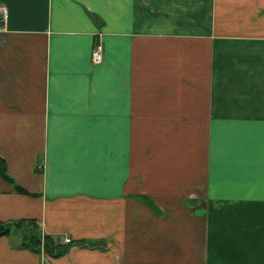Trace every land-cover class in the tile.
<instances>
[{
  "label": "crops",
  "instance_id": "crops-1",
  "mask_svg": "<svg viewBox=\"0 0 264 264\" xmlns=\"http://www.w3.org/2000/svg\"><path fill=\"white\" fill-rule=\"evenodd\" d=\"M0 4V264H264V0Z\"/></svg>",
  "mask_w": 264,
  "mask_h": 264
},
{
  "label": "trees",
  "instance_id": "trees-1",
  "mask_svg": "<svg viewBox=\"0 0 264 264\" xmlns=\"http://www.w3.org/2000/svg\"><path fill=\"white\" fill-rule=\"evenodd\" d=\"M0 175L6 181L13 184V187L17 191H23V189L16 184L13 179L5 172L3 160L0 158ZM10 231H18L20 233V241L22 244L27 245L28 248L39 251V249H47L50 252V247L65 245L67 241H62L59 237H53L48 233H40L36 227L33 218H19L11 220H0V234H7ZM54 239V240H53ZM53 241V245L51 244ZM59 251V249H55Z\"/></svg>",
  "mask_w": 264,
  "mask_h": 264
},
{
  "label": "built area",
  "instance_id": "built-area-1",
  "mask_svg": "<svg viewBox=\"0 0 264 264\" xmlns=\"http://www.w3.org/2000/svg\"><path fill=\"white\" fill-rule=\"evenodd\" d=\"M6 10L3 4H0V30L2 29L3 20L5 18ZM102 58V43L99 38L93 41L90 49V60L94 63L99 62ZM67 235L62 237V241H67Z\"/></svg>",
  "mask_w": 264,
  "mask_h": 264
}]
</instances>
